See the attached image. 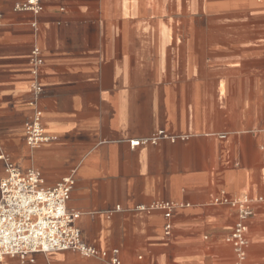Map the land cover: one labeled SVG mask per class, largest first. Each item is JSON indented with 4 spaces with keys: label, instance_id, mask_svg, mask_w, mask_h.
Segmentation results:
<instances>
[{
    "label": "crops",
    "instance_id": "obj_1",
    "mask_svg": "<svg viewBox=\"0 0 264 264\" xmlns=\"http://www.w3.org/2000/svg\"><path fill=\"white\" fill-rule=\"evenodd\" d=\"M23 1L0 0L1 152L46 186L73 176L84 240L122 264H235L237 210L214 198H264V0H42L39 14ZM36 109L52 139L32 148ZM159 130L175 139L131 146ZM160 201L175 204L170 234ZM253 207L247 264H264ZM8 260L110 264L71 250Z\"/></svg>",
    "mask_w": 264,
    "mask_h": 264
},
{
    "label": "built area",
    "instance_id": "obj_2",
    "mask_svg": "<svg viewBox=\"0 0 264 264\" xmlns=\"http://www.w3.org/2000/svg\"><path fill=\"white\" fill-rule=\"evenodd\" d=\"M15 10L39 14L43 10L42 0L19 2L15 5ZM2 17L0 12V24ZM32 61L35 67L43 64L39 48H34ZM41 89V86H36L38 94ZM25 136L27 144L32 148L52 139L44 131L40 109H36L33 118L27 122ZM162 139L174 140L175 137L159 130L152 136L130 140V144L133 147L156 144ZM0 160L6 164L5 176L0 180V264H10L8 257H18L23 263L34 262L36 253L67 250L79 252L87 257L104 259L110 264H122L118 249L112 252L101 250L84 240L77 225L80 213L68 208L75 185L73 176L64 177L54 186H46L39 170L20 169L1 150ZM255 202L264 203V198H214V203L226 204L237 210L236 224L226 238L233 247L235 264H247L248 222L254 214ZM174 207L175 204L170 201L155 202L151 206L165 211L167 234H170L172 229L171 217ZM141 208L145 209L144 206Z\"/></svg>",
    "mask_w": 264,
    "mask_h": 264
}]
</instances>
